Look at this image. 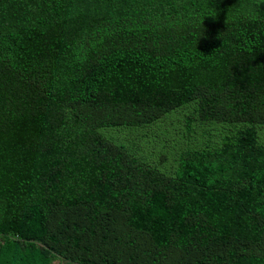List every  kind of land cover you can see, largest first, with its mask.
Segmentation results:
<instances>
[{
	"label": "trees",
	"instance_id": "obj_1",
	"mask_svg": "<svg viewBox=\"0 0 264 264\" xmlns=\"http://www.w3.org/2000/svg\"><path fill=\"white\" fill-rule=\"evenodd\" d=\"M0 264H264V0H0Z\"/></svg>",
	"mask_w": 264,
	"mask_h": 264
},
{
	"label": "rangeland",
	"instance_id": "obj_2",
	"mask_svg": "<svg viewBox=\"0 0 264 264\" xmlns=\"http://www.w3.org/2000/svg\"><path fill=\"white\" fill-rule=\"evenodd\" d=\"M237 127V126H236Z\"/></svg>",
	"mask_w": 264,
	"mask_h": 264
}]
</instances>
